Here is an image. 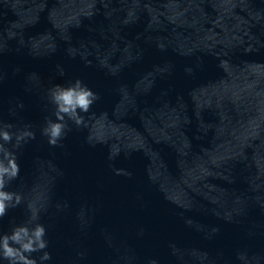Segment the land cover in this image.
Instances as JSON below:
<instances>
[{
  "label": "water",
  "instance_id": "1",
  "mask_svg": "<svg viewBox=\"0 0 264 264\" xmlns=\"http://www.w3.org/2000/svg\"><path fill=\"white\" fill-rule=\"evenodd\" d=\"M76 79L99 99L51 146ZM5 124L35 139L0 237L31 205L37 264H264V0H0Z\"/></svg>",
  "mask_w": 264,
  "mask_h": 264
},
{
  "label": "clouds",
  "instance_id": "2",
  "mask_svg": "<svg viewBox=\"0 0 264 264\" xmlns=\"http://www.w3.org/2000/svg\"><path fill=\"white\" fill-rule=\"evenodd\" d=\"M60 74L63 75L62 69ZM49 95L51 103L55 105L53 115L56 119L46 118L42 135L48 138L49 145L58 146V142L66 135L65 129L68 128L65 117L72 120L77 126H81L84 123V118L78 114L77 110L88 113L99 96L83 85L79 79L67 86L54 85L50 89ZM18 107L23 108V104H19ZM12 127L11 124H5L0 129V141H2L0 143V218L7 214L8 209L17 208L23 200L19 193L5 190L20 175V166L17 163L15 151L12 149H18L21 143L28 139H35L34 132L28 130V126L24 131L15 134L8 130ZM14 136L15 142L13 143ZM7 144H12V149L6 147ZM29 209L31 216L27 223L14 227L10 234L6 233L0 237V258L7 260L8 264H37V260L31 258V254L43 251L48 246V242L44 239L46 234L44 225L35 223L34 227L28 226L38 220V211L32 209L31 205H29ZM50 259L51 254L47 251H44L40 256L41 261Z\"/></svg>",
  "mask_w": 264,
  "mask_h": 264
}]
</instances>
